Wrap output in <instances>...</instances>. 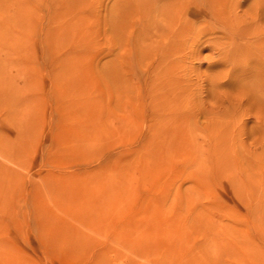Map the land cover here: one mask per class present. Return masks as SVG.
Wrapping results in <instances>:
<instances>
[{"label": "rangeland", "instance_id": "374dc122", "mask_svg": "<svg viewBox=\"0 0 264 264\" xmlns=\"http://www.w3.org/2000/svg\"><path fill=\"white\" fill-rule=\"evenodd\" d=\"M136 8L0 0V264H264V34L203 44L155 136Z\"/></svg>", "mask_w": 264, "mask_h": 264}, {"label": "bare ground", "instance_id": "6f19581e", "mask_svg": "<svg viewBox=\"0 0 264 264\" xmlns=\"http://www.w3.org/2000/svg\"><path fill=\"white\" fill-rule=\"evenodd\" d=\"M246 1L134 0L140 20L138 58L140 65L147 67L142 80L145 86L142 87H145L150 114L153 115L152 132L155 136L185 135L183 126L187 125L188 115L183 108L189 98L190 64L203 44L208 42L209 46L212 44L218 49L217 56L222 59L220 64L227 68L226 71H231L241 62L243 45L239 40L247 44L251 36L258 38L264 34V30L257 26L259 13L240 16L237 12ZM255 6L256 2L254 8L258 6ZM219 34L222 37H218ZM208 36L213 39H206L203 43ZM216 37L223 42L219 43ZM221 79L220 74L213 83L217 85Z\"/></svg>", "mask_w": 264, "mask_h": 264}]
</instances>
